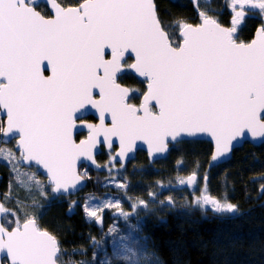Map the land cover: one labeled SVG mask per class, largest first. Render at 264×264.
<instances>
[{
    "label": "snow or ice",
    "instance_id": "1",
    "mask_svg": "<svg viewBox=\"0 0 264 264\" xmlns=\"http://www.w3.org/2000/svg\"><path fill=\"white\" fill-rule=\"evenodd\" d=\"M42 6L40 0H0V114L6 117L0 119V137L16 140L15 151L0 148V158L10 162L17 183L33 199L29 204L6 193L4 200L14 208L0 203V255L6 264H63L60 240L28 209L40 207L36 195H67L86 184L88 172L78 163L99 167L95 156L102 143L111 166L127 159L137 141L146 142L151 153H166L170 143L206 133L214 139L216 164L246 131L264 137V0H230L229 27L208 12L198 13L197 24L164 23L156 0H51L48 16L37 10ZM249 15L261 23L253 39L240 41L238 29ZM171 27L178 31L166 30ZM126 54H134L135 62L128 63ZM129 70L148 82L139 106L129 103L130 90L117 82ZM91 109L99 124L82 120ZM82 129L87 136L77 142ZM21 165L41 170L46 180L21 173ZM207 179L205 174L196 203L217 213L238 211L226 197L210 194ZM197 180L193 173L180 183ZM112 183L123 189L131 212L123 210L120 196L86 204V221L101 228L105 211L127 221L149 207L139 198L132 202L128 183ZM75 203L70 201V211ZM117 230L113 225L108 232ZM120 240L114 256L121 264H149L146 238ZM101 264L112 259L105 255Z\"/></svg>",
    "mask_w": 264,
    "mask_h": 264
},
{
    "label": "trees",
    "instance_id": "2",
    "mask_svg": "<svg viewBox=\"0 0 264 264\" xmlns=\"http://www.w3.org/2000/svg\"><path fill=\"white\" fill-rule=\"evenodd\" d=\"M156 3L162 22L167 24L172 25L178 18L189 19L196 13L191 0H157ZM42 5L38 9L47 15V6ZM0 119L3 118L0 116ZM177 149L179 158L183 157L187 165L195 167L185 168L188 169L186 174L190 171L196 173L197 183L207 174L210 194L218 199L226 197L227 202L237 205L238 211L217 213L210 206L201 208L196 203L200 194L196 191L189 193L191 187L190 190L183 188L176 202L166 204L169 208L161 214L162 219L154 214L143 228L149 264H264V143L255 146L246 142L235 150L231 160L213 168L208 166L213 152L210 142L183 141ZM5 167L1 161L0 197L7 190ZM33 170L37 171L36 168H20L21 173ZM173 170L160 168V172L151 171L146 178L142 175L143 183L148 187L150 181L147 179H165ZM37 178L46 180L41 174ZM16 184L17 179L13 182V195L31 204V194L24 186L20 190V185ZM34 199L40 207L31 208L32 212L39 216L44 228L57 233L62 252L65 249L75 264L82 260L88 264H101L102 254L91 262L88 254L81 256L77 252L80 247L90 246V238L92 241L97 235V227L85 220L81 210L71 215L63 205L61 208L52 204L47 208L46 197L36 195ZM61 259L67 264L62 256ZM112 259V264H121L117 258Z\"/></svg>",
    "mask_w": 264,
    "mask_h": 264
},
{
    "label": "rangeland",
    "instance_id": "3",
    "mask_svg": "<svg viewBox=\"0 0 264 264\" xmlns=\"http://www.w3.org/2000/svg\"><path fill=\"white\" fill-rule=\"evenodd\" d=\"M223 6H225L226 8L225 4L222 5V7ZM222 7L219 9L220 11L222 10ZM227 10H228V7H227ZM199 12H208V14L211 15L213 13V7L205 6L204 2H200L196 6V13L194 15L195 19L197 20H199V15H198ZM185 20H186L185 22H188L187 19ZM176 21H174L172 25H175L177 23ZM181 22H184V21L181 20ZM167 30L174 31V32L178 31V29H176L175 27H171ZM178 37H179L178 35L175 37L177 42H179ZM14 146H15V142L13 141L10 144L1 143L0 148L12 149L13 151H15ZM1 161L5 163V166H6L5 169L7 171V177H8L6 193L13 195V191H12L14 188L13 182L16 179L15 173L11 171L9 161L3 158H0V162ZM178 162L181 168H174L173 172L170 175H168L165 179H154L150 181V183L148 184L149 185L148 187H146L147 184H145L143 194L141 196L137 195V193L131 189L130 181L133 179H136V180L141 179L143 182L144 180H143L142 175H144V177L146 178L151 171L154 173L155 171H159V168H149V167L124 168V167H119L116 165L110 166L108 164L106 168H104V170L102 171L104 172L103 174L97 173V171H94V170L92 171H94L95 173H91L88 168H82L81 171L86 170L88 172V178H87L88 183H87L86 188H88L89 190L91 188V190L95 192L94 194L86 195L83 200H79L80 202L83 203V208L86 204L94 205L96 203L102 202L106 198L111 199L113 197L120 196L122 206L125 208L124 211L131 212V203L129 202V200L123 198V195H122L123 189L117 188L112 183L113 179L115 180V184L117 185L121 183L129 184V187L127 189V196L133 198L132 202H135V199L139 198L141 200L146 201L149 207L147 209L143 207L139 208L137 210V214L131 215L127 221L124 220L122 217L112 216L110 214L111 210L105 211V214L109 213V215L105 217L102 228L98 227L95 222H92V224H94L98 228L96 231L97 235L94 238L98 243L96 245H93L91 244L92 241L90 239L89 241L90 246L80 247L77 251L78 254H80L81 256L82 254H88L91 258V262L93 258L99 256L100 254H102V260H104L105 255H107L109 258L112 259V258H116L114 256V249L119 244L122 243V241L120 240L121 236H130L133 239H139L141 237L144 238L145 234H143L142 230L143 228L146 227V224L149 222L148 219L153 217L154 214L158 215L159 218L162 219L161 214L164 213V211L169 208V206H166V204L167 203L173 204L174 201L176 202L177 200L176 198L179 196V193L183 188L190 190V186L187 183L181 184L180 180L183 179L186 181L191 171L189 172V174H186L188 170V169L187 170L185 169V168H188L187 163L180 159ZM109 167H113L114 169H119V172L112 171L110 173L107 170V168ZM20 168H24V167L20 166ZM29 169L30 168H28V170ZM29 172L31 171H28L27 173ZM33 172H35L36 175H40L38 170L37 171L33 170ZM20 179H26V177L21 176ZM10 184H11V192L9 189ZM16 185H20L18 186L20 190L24 186L23 184H16ZM204 187H205L204 181H200L197 183V185H195L194 189H191L189 193H193V191H196L201 196L202 189ZM5 194L1 195L0 203H3L6 208H14V203H9L8 201L4 200ZM46 200H47V208L52 204L59 205L61 208H63L62 204L66 202V200L63 198L56 199L55 194H52L50 191L46 197ZM161 200L165 201V203L164 204L159 203V201ZM79 207L81 206L79 205ZM29 210L30 212H32L31 208H29ZM83 213L85 214V220H86L85 210H83ZM8 219H11V217H8ZM87 222L91 224V221H87ZM113 225H115L118 230L114 233H109L108 229L109 227ZM127 242L131 243V240ZM62 254H63L62 257L66 260L67 264H75L73 262L74 259H72V256H70L65 249H64V252H62Z\"/></svg>",
    "mask_w": 264,
    "mask_h": 264
},
{
    "label": "flooded vegetation",
    "instance_id": "4",
    "mask_svg": "<svg viewBox=\"0 0 264 264\" xmlns=\"http://www.w3.org/2000/svg\"><path fill=\"white\" fill-rule=\"evenodd\" d=\"M57 1H58V3H66L67 2V0H57ZM169 1L179 2L181 0H169ZM191 1H193V3H194L193 4L194 9H196L197 4L200 2H204L205 6L213 7V13L211 15L218 18L219 21L224 26H226V27L231 26L230 21L232 20L234 13H232L230 8L228 7V5L230 4V0H191ZM75 2H76V0H73V3H75ZM41 4H44L47 6V15L46 16L52 15L51 11L49 10L48 3L46 4L45 2H41ZM224 4L226 5V8H225V6L222 7V5H224ZM221 7H222V10L220 11L219 9ZM227 7H228V10H227ZM185 19H187V18H178V19H176L177 20L176 22H181V20H183L185 22L186 21ZM187 20H188V23H192V24L199 23V20L195 19L194 16L187 19ZM260 23H261V21L257 16L249 15L247 17L246 21L243 23L242 28L238 29L239 40L244 41V42H248L251 39H253L255 36L256 29L259 27ZM126 59H127L128 63H133V59L131 57H128ZM48 75H50V72L47 70V76ZM117 82L119 84H121L122 87L128 88L130 90L129 91V103L134 104L136 106H139L140 103H142L143 95L147 91V87H146L147 82L146 81L138 79L135 75H133L131 70H129V71H126V73L123 76H118ZM96 98L98 99L99 97L97 96ZM82 120L86 121L88 123H95V124L99 123L98 115H95L92 113L82 117ZM105 123L108 126H110V119L106 117ZM86 136H87V130L80 131L79 135L77 137V142H79L80 139L86 138ZM184 141H191V140H184ZM182 142H179L176 145L170 144L171 150L169 151L168 155L164 158H159L153 162L150 160V158L148 156V152L145 149L138 148L135 152L134 157H131L125 163L117 162L114 165L119 166V167H124V168H131V167H133V168H143V167L159 168V171H160V168H181L179 166L178 161H179V159L185 161V159L183 157L179 158V151L177 148L181 145ZM112 147H113V151H112L111 155L115 156V154L119 150V147L116 144H114ZM100 148H101V151L97 155V161L99 164L102 165V168H106V166L109 164V160H110L109 149H108L106 144H101ZM219 165H221V164H213L212 160H211V162L208 166H209V168H213L214 166H219ZM81 168H88L91 173H95L94 171H92L91 167H89L86 164H83L81 166ZM188 168H195V167H194V165H192V166L188 165ZM97 173L103 174L104 172H97ZM147 181H152V180L147 179ZM130 182H131V189L133 191H135L137 193V195L141 196L143 194L145 183H143L141 179H139V180L133 179ZM195 185H193V186L189 185V186L192 189H194ZM86 187L83 190H81L80 192L75 193V194L71 193L69 195H61V196L55 195V197H56V199L63 198L66 200V202H64L62 205L65 208H67L68 212L71 215L72 214L76 215V214H78V210H81V213L85 217V214L83 213V210H84L83 205L79 203V200H83L84 197L88 194H94L95 193L93 190H91V188H90V190H91V192H90V190ZM70 201L76 202L75 205L72 206L71 211H70ZM78 204L81 207H79ZM124 209L125 208L123 207V210ZM110 214L112 215L111 212H110ZM107 215H109V213L108 214L104 213L103 223H104V219ZM96 225H97V223H96ZM144 229L142 230L143 234L145 233ZM47 230L58 237V235L55 231H52L49 229H47ZM60 242H61V240H60ZM61 246H62V242H61ZM61 256H62V254H61Z\"/></svg>",
    "mask_w": 264,
    "mask_h": 264
},
{
    "label": "water",
    "instance_id": "5",
    "mask_svg": "<svg viewBox=\"0 0 264 264\" xmlns=\"http://www.w3.org/2000/svg\"><path fill=\"white\" fill-rule=\"evenodd\" d=\"M41 2H45L46 4L48 3V5L51 3V0H40V3ZM58 2V1H57ZM38 10V9H37ZM38 11H40V10H38ZM41 12V11H40ZM42 13V12H41ZM43 14V13H42ZM44 15V14H43ZM128 57H131L132 59H133V63L135 62V60H134V54H132V55H128V54H126V58H128ZM45 63H47V62H45ZM49 72H50V75H51V71L50 70H48ZM131 72L133 73V75H135L138 79H140V80H143V81H146L147 82V80H145L143 77H141V76H139V74L138 73H135L134 72V70H131ZM44 75L45 76H47V70L44 72ZM49 76V75H48ZM148 83V82H147ZM147 83H146V87H147ZM147 92V91H146ZM90 113H92V114H95V115H98V112H97V110H95V109H91L87 114H85V115H83L82 117H84V116H86V115H88V114H90ZM0 116L3 118V119H6V117H4L2 114H0ZM80 122L81 121H77V124H80ZM99 124V123H98ZM82 130H86V129H82ZM82 130H80V131H82ZM79 131V132H80ZM74 135H76L75 133H74ZM184 140H204V141H208V142H210L211 144H212V146H213V153H214V139L210 136V134H199L198 136H196V137H185L182 141H184ZM15 142V144H16V140L15 139H13V140H11V141H9V142H4V140H3V137H2V139H1V142L2 143H4V144H10V143H12V142ZM113 141H114V143H113V145L114 144H116L118 147H119V142H118V138H113ZM182 141H180V142H182ZM246 142H249L250 144H252V145H255V146H258V145H261V144H263L264 143V137H252L251 136V134L249 133V132H245V135L243 136V137H241V138H237V140L236 141H233V148H232V150H231V152H230V154H228L225 158H223V159H221L218 163H216V164H223V163H226V162H228L229 160H231L232 158H233V155H234V152H235V150L237 149V148H239V147H242ZM103 144V143H102ZM170 144H173V145H176L177 143H170ZM170 144H169V150L166 152V153H151L149 150H148V146H147V143L146 142H144V141H137V147H136V149H134L133 150V152L132 153H129V156H128V158L127 159H124L122 162L123 163H125L127 160H129L131 157H134V155H135V152H136V150L138 149V148H142V149H145L147 152H148V156H149V158H150V160L153 162V161H155V160H157V159H159V158H164V157H166L167 155H168V153H169V151L171 150V147H170ZM14 148H15V146H14ZM100 151H101V148H100V145H98V151H97V154H96V156H95V164L96 165H98L99 167H96V166H94L91 162H89V161H85V160H82L81 162H79L78 163V167H79V169H80V171H81V166L83 165V164H86V165H88L89 167H91V169L92 170H94V171H97V172H102L103 171V169L104 168H102V165L101 164H99L98 163V161H97V155L100 153ZM119 151V150H118ZM117 151V152H118ZM213 153H212V156H213ZM22 167H25V168H28L26 165H21ZM32 168H35V167H32ZM39 171V173L46 179V176L43 174V172L41 171V170H38ZM193 173H191L190 175H192ZM196 174V173H195ZM189 175V176H190ZM197 175V174H196ZM197 178H198V175H197ZM198 181V180H197ZM87 183H88V180L86 181V184H82L81 186H80V189L78 190V191H74V192H70L69 194H75V193H78V192H80L81 190H83L86 186H87ZM191 186H193V185H191ZM69 194H67V195H69ZM57 196H61V195H57ZM2 215L3 214H0V217H2ZM0 264H6V258L5 257H3L2 255H0Z\"/></svg>",
    "mask_w": 264,
    "mask_h": 264
}]
</instances>
